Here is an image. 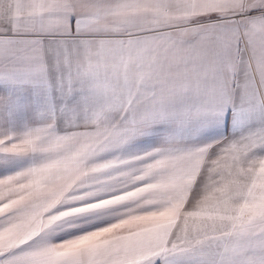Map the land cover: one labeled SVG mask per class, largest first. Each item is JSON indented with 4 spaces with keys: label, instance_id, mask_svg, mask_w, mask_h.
<instances>
[{
    "label": "snow or ice",
    "instance_id": "6c2138e0",
    "mask_svg": "<svg viewBox=\"0 0 264 264\" xmlns=\"http://www.w3.org/2000/svg\"><path fill=\"white\" fill-rule=\"evenodd\" d=\"M0 264H264V0H0Z\"/></svg>",
    "mask_w": 264,
    "mask_h": 264
}]
</instances>
